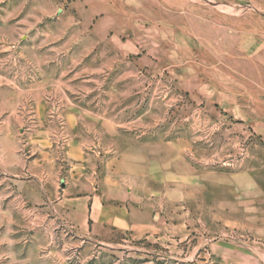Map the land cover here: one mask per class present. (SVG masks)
I'll use <instances>...</instances> for the list:
<instances>
[{
  "label": "rangeland",
  "instance_id": "obj_1",
  "mask_svg": "<svg viewBox=\"0 0 264 264\" xmlns=\"http://www.w3.org/2000/svg\"><path fill=\"white\" fill-rule=\"evenodd\" d=\"M110 1L0 0V264H264V0ZM151 180L154 233L77 212Z\"/></svg>",
  "mask_w": 264,
  "mask_h": 264
},
{
  "label": "crops",
  "instance_id": "obj_2",
  "mask_svg": "<svg viewBox=\"0 0 264 264\" xmlns=\"http://www.w3.org/2000/svg\"><path fill=\"white\" fill-rule=\"evenodd\" d=\"M64 1H68L70 7L78 10L80 18H89L90 20L106 14L109 5H111L110 0ZM156 182L158 181L151 180L141 187H135L131 192L127 190L120 196L116 195L114 187L110 200L88 194L78 201L80 204L77 205L79 208L77 212L82 216L85 224L93 222V225L98 228L112 226L130 230L139 235H149L156 232L161 219H165L159 208V204L163 200L161 201V192ZM257 185L256 182V187ZM259 189L261 190V188Z\"/></svg>",
  "mask_w": 264,
  "mask_h": 264
}]
</instances>
